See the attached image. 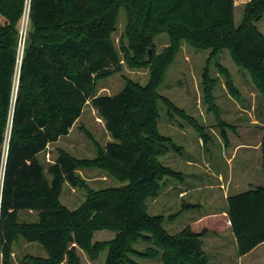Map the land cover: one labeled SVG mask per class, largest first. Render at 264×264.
Wrapping results in <instances>:
<instances>
[{"label": "trees", "instance_id": "trees-1", "mask_svg": "<svg viewBox=\"0 0 264 264\" xmlns=\"http://www.w3.org/2000/svg\"><path fill=\"white\" fill-rule=\"evenodd\" d=\"M27 0H0V254L8 264L14 241L38 244L41 264H80L76 247L90 254L92 232L122 233L105 264H119L121 249L138 238L139 230L173 250L176 264H209L200 238L188 226L168 236L159 217H150L145 200L156 197L160 182L176 172L155 158L167 152L170 139L156 129V112L145 104L144 89L125 84L115 95H96L97 80L121 70L109 38L116 10L127 7L137 21L132 32L146 43L165 24L185 25L182 37L215 53L228 50L264 98V36L257 22L264 0H251L241 24L234 28L233 0H29L28 27L19 51L20 22ZM158 19V24H155ZM149 59L145 65L151 64ZM226 76V72L222 71ZM206 101L211 105L209 93ZM89 103L104 122L112 142L96 145L92 160L59 152L46 174L38 155L69 134ZM212 107V105H211ZM193 125L191 119L187 120ZM218 125L224 126L217 120ZM264 132V123L262 125ZM206 142L204 132L199 135ZM264 174V136L260 141ZM79 168H102L127 181L119 189L89 192L73 211L59 198L64 184L78 187ZM34 212L36 221L18 223V212ZM226 216L237 255L264 243V187L229 195ZM130 239V240H129ZM173 261V260H171Z\"/></svg>", "mask_w": 264, "mask_h": 264}, {"label": "rangeland", "instance_id": "rangeland-1", "mask_svg": "<svg viewBox=\"0 0 264 264\" xmlns=\"http://www.w3.org/2000/svg\"><path fill=\"white\" fill-rule=\"evenodd\" d=\"M251 0H233V27L243 19L245 6ZM28 2L20 22L19 35L26 37L28 27ZM137 18L127 7L119 6L109 38L121 61V70L95 84L96 95L112 96L125 84L144 89L145 104L141 114L149 107L156 112L157 131L170 139L167 152L155 158L165 167L176 172V176L164 178L156 197L145 200V210L150 217H159L160 226L168 236H177L191 219L211 211L226 209L224 196L264 187V174L257 153L251 155V172L247 180L233 182L231 189H222L206 168H201L200 154L228 152L232 146L241 143L257 146L262 136L264 123V98L259 93L249 74L238 68L228 50L218 49L215 53L208 47L193 44L182 37L185 25L165 24L146 43L132 32ZM155 24H158V19ZM264 36V13L255 22ZM23 43H19L21 53ZM151 60V64L144 62ZM222 71L226 72V76ZM209 93L211 105L206 101ZM193 121V125L188 123ZM217 120L224 126H219ZM204 132L203 143L200 132ZM112 142L104 122L96 110L87 103L78 121L68 136L50 145L38 160L46 174L47 166L59 152H65L78 160H92L96 157V145L103 149ZM254 150V149H253ZM257 152L256 150L252 151ZM196 161L199 167L187 169L185 161ZM260 167V169H259ZM222 173L224 167L220 166ZM79 186L64 184L59 198L60 204L69 211L75 210L89 192L104 189H119L127 181L118 179L102 168H79L76 171ZM236 179V177L234 178ZM186 191L185 195L179 197ZM36 221L34 212H18V223L30 224ZM122 233L112 229L92 232L90 254L76 247L80 264H105L109 251L118 242ZM223 237L211 234L203 238L202 249L209 264H216L214 248L224 247L223 264H237V252L228 231ZM130 240V239H129ZM149 231L139 230L138 238L129 241L121 249L119 264H176L170 247L162 249ZM222 257V256H221ZM46 255L38 244H29L17 237L8 264H41ZM173 260V261H171ZM191 263L189 257L183 259ZM59 264H66L65 258ZM240 264H264V243L254 248Z\"/></svg>", "mask_w": 264, "mask_h": 264}, {"label": "crops", "instance_id": "crops-1", "mask_svg": "<svg viewBox=\"0 0 264 264\" xmlns=\"http://www.w3.org/2000/svg\"><path fill=\"white\" fill-rule=\"evenodd\" d=\"M263 136H264V132L262 131L261 139ZM60 139H58V141ZM260 141L258 145L254 147H251L248 144L244 145L241 143H237L233 145L232 149L228 152L222 151L220 153H214V152L207 153L208 151H204L200 154L201 168L203 167L206 168L208 172L210 173V176L216 179L217 183L219 184L223 183L220 186L222 189L224 188L231 189L233 187L234 181L240 180L241 182L243 179L245 182V180L249 178V172H251V169H252L250 168L251 155H254L255 153H257L259 156V162H260V157H261V152L259 148ZM57 142L49 144L46 147V149H48L50 145H54ZM253 149L256 150L257 152L253 153L252 152L254 151ZM184 163H185L184 167L187 169H190V168L193 169L194 167H199V164L196 161L192 162L191 160L190 161L188 160V161H185ZM220 166L224 167L225 173H222ZM260 167H261V162H260ZM235 177L236 179H234ZM185 194H186V191H184L183 194L179 195V197ZM234 194H237V193H234ZM226 198L227 196H224L225 201H226ZM225 211L226 209L221 210L219 212L211 211V212H207L202 215H199L197 217H194L193 219L189 221L186 227L188 226L195 233L205 232L204 235L200 238L201 242L203 241V238L207 237L209 234H211L215 238H220V237H223L222 236L223 233H226L228 231V233H230V236L232 238V243L235 245V240L231 233L229 221L227 219ZM29 244H35V243H29ZM224 251H225L224 247L214 248V252L216 255V260H215L216 264H223ZM248 254L244 256H240V257L237 256V259H236L237 264H240L242 260Z\"/></svg>", "mask_w": 264, "mask_h": 264}, {"label": "water", "instance_id": "water-1", "mask_svg": "<svg viewBox=\"0 0 264 264\" xmlns=\"http://www.w3.org/2000/svg\"><path fill=\"white\" fill-rule=\"evenodd\" d=\"M20 38H19V40H20V43H23V41H24V39H25V37L24 36H19Z\"/></svg>", "mask_w": 264, "mask_h": 264}, {"label": "built area", "instance_id": "built-area-1", "mask_svg": "<svg viewBox=\"0 0 264 264\" xmlns=\"http://www.w3.org/2000/svg\"><path fill=\"white\" fill-rule=\"evenodd\" d=\"M28 9H29V7H28ZM19 36H24V35L20 34ZM24 37H25V36H24ZM0 264H3L1 254H0Z\"/></svg>", "mask_w": 264, "mask_h": 264}]
</instances>
